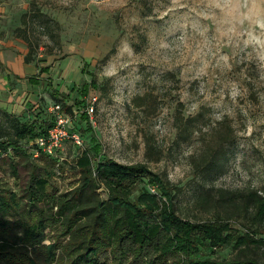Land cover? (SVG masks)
Segmentation results:
<instances>
[{
  "label": "rangeland",
  "instance_id": "374dc122",
  "mask_svg": "<svg viewBox=\"0 0 264 264\" xmlns=\"http://www.w3.org/2000/svg\"><path fill=\"white\" fill-rule=\"evenodd\" d=\"M32 79L39 84L38 107L12 112L5 101L33 88ZM64 102L73 107L72 114L63 112L83 144L66 142L58 161H32L45 168L51 193L78 186L73 166L89 151L94 164L147 165L174 188L179 216L213 220L196 205L206 190L264 193V0H0V109L54 122V108ZM88 105L94 113L83 119ZM181 115L196 119L185 140L175 123ZM210 158L220 165L206 174ZM27 165H19L21 180L0 166V187L18 197ZM102 189L108 192L103 186L99 198L107 200ZM143 190L157 193L141 183L133 196ZM231 225L249 231L241 220ZM214 252L206 254L218 260L235 254L233 246ZM97 259L116 264L110 249Z\"/></svg>",
  "mask_w": 264,
  "mask_h": 264
},
{
  "label": "trees",
  "instance_id": "16d2710c",
  "mask_svg": "<svg viewBox=\"0 0 264 264\" xmlns=\"http://www.w3.org/2000/svg\"><path fill=\"white\" fill-rule=\"evenodd\" d=\"M92 84H83L81 95ZM53 95L69 98L58 92ZM62 108L73 113L65 102ZM88 117L85 112L81 115ZM195 121L182 115L176 118L180 139L192 135ZM52 126L48 120L22 119L0 109V166L7 164L13 177L21 180L19 165L29 163L18 197L0 187V264H39V254L45 264H99L98 256L108 249L116 264H126L130 258L137 264H168L170 258L175 259L173 264H264L263 192L208 189L196 205L213 213L214 219L192 221L177 213L170 182L147 165H124L111 159L94 164L86 151L73 166L80 176L78 186L56 196L42 175L45 168L32 163L37 159L30 149V142ZM219 165V158L206 159L204 173L216 171ZM141 183L153 186L157 193L143 190L133 196ZM103 186L107 200L97 192ZM233 220L243 221L249 231L237 232ZM49 233H57L56 238L48 237ZM47 239L49 243H44ZM228 246L235 251L230 259L209 256ZM152 253L157 259L146 260Z\"/></svg>",
  "mask_w": 264,
  "mask_h": 264
},
{
  "label": "built area",
  "instance_id": "2783aa9c",
  "mask_svg": "<svg viewBox=\"0 0 264 264\" xmlns=\"http://www.w3.org/2000/svg\"><path fill=\"white\" fill-rule=\"evenodd\" d=\"M56 113L53 126L46 134L38 136L30 142L31 156L39 159L41 156L58 158L66 142L82 146L83 140L77 130L73 128L71 117L63 112L62 105L57 104L54 108ZM84 112L90 117L94 113V107L86 106Z\"/></svg>",
  "mask_w": 264,
  "mask_h": 264
},
{
  "label": "crops",
  "instance_id": "0c3cea01",
  "mask_svg": "<svg viewBox=\"0 0 264 264\" xmlns=\"http://www.w3.org/2000/svg\"><path fill=\"white\" fill-rule=\"evenodd\" d=\"M31 86L33 88H26L24 89L25 93L21 95V97H17V100L12 101L8 100L5 101V104L10 108L12 106L11 111L14 113H18L20 115H24L26 111H29L30 109H35L38 107L39 104V93L37 92V88L39 86L38 82L35 80L30 81ZM62 94V93H61ZM19 99V100H18Z\"/></svg>",
  "mask_w": 264,
  "mask_h": 264
},
{
  "label": "water",
  "instance_id": "95a60500",
  "mask_svg": "<svg viewBox=\"0 0 264 264\" xmlns=\"http://www.w3.org/2000/svg\"><path fill=\"white\" fill-rule=\"evenodd\" d=\"M102 191V194L105 196V197H107L108 196V194H107V192H106V190H101Z\"/></svg>",
  "mask_w": 264,
  "mask_h": 264
}]
</instances>
